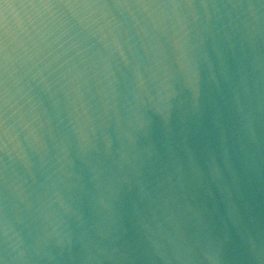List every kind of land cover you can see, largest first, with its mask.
Masks as SVG:
<instances>
[{
    "label": "water",
    "instance_id": "95a60500",
    "mask_svg": "<svg viewBox=\"0 0 264 264\" xmlns=\"http://www.w3.org/2000/svg\"><path fill=\"white\" fill-rule=\"evenodd\" d=\"M0 264H264V0H0Z\"/></svg>",
    "mask_w": 264,
    "mask_h": 264
}]
</instances>
